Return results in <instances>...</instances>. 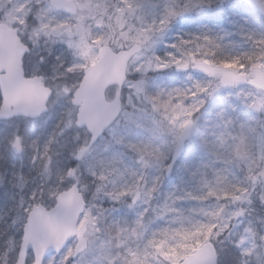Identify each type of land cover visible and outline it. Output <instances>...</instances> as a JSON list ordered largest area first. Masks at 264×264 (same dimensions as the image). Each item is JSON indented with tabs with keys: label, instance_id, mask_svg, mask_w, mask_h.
<instances>
[{
	"label": "clouds",
	"instance_id": "clouds-1",
	"mask_svg": "<svg viewBox=\"0 0 264 264\" xmlns=\"http://www.w3.org/2000/svg\"><path fill=\"white\" fill-rule=\"evenodd\" d=\"M240 7L260 39L230 53L206 17L234 24ZM10 13L21 72L44 96L0 108V264H174L189 233L195 264H264V8L0 2V21ZM113 69L100 122L84 118V89ZM44 214L66 224L59 239L44 223L36 235Z\"/></svg>",
	"mask_w": 264,
	"mask_h": 264
},
{
	"label": "water",
	"instance_id": "water-1",
	"mask_svg": "<svg viewBox=\"0 0 264 264\" xmlns=\"http://www.w3.org/2000/svg\"><path fill=\"white\" fill-rule=\"evenodd\" d=\"M253 5L258 9L264 8L260 0H253ZM118 73L119 69H113L110 74L98 72L92 76L91 83L84 89L81 96L84 118L95 123L100 122V117L96 112L100 93L103 86L110 79L115 78ZM0 91L2 97L0 108L8 106L13 110L17 108L34 110L43 102L44 88L38 79L24 78L21 72L20 50L15 41L13 29L4 23L0 24ZM41 223L46 224L51 233L54 230L60 233L64 231V225L44 214L38 218L35 225L37 236H39ZM192 253L183 259L184 264H195V257Z\"/></svg>",
	"mask_w": 264,
	"mask_h": 264
},
{
	"label": "trees",
	"instance_id": "trees-1",
	"mask_svg": "<svg viewBox=\"0 0 264 264\" xmlns=\"http://www.w3.org/2000/svg\"><path fill=\"white\" fill-rule=\"evenodd\" d=\"M245 11L246 9H244L243 7L236 9V12L238 13V15L236 17V23L233 24L234 25L233 34H231L228 39L218 40V42L225 45L229 51L232 49L230 45H233V46L236 45V48L238 47L241 51L243 49L251 47L253 45L254 40L258 41L260 39L258 36L253 37L251 32L244 30L246 29L247 26L245 25L244 20L241 17L244 15ZM228 17H229L228 12H225L223 14H214L213 16L206 17V22L213 24V25H218V28H221L224 24L229 25ZM188 23L189 22H185V23L182 22L179 26L180 29L183 30L184 28H186Z\"/></svg>",
	"mask_w": 264,
	"mask_h": 264
},
{
	"label": "rangeland",
	"instance_id": "rangeland-1",
	"mask_svg": "<svg viewBox=\"0 0 264 264\" xmlns=\"http://www.w3.org/2000/svg\"><path fill=\"white\" fill-rule=\"evenodd\" d=\"M0 2H3V0H0ZM11 2H14V0H10V6H11ZM262 2L264 3V0H262ZM213 15H210V16H213ZM210 16H208V17H210ZM16 18H17L16 14L10 13L9 18H8L7 22H5V23H7L9 26H11L12 22ZM0 22H4V21H0ZM185 22H189V23L187 24L186 28H184L183 30L187 31L191 27H193V21H185ZM219 29H224V31H219ZM218 31H219L218 40L219 39H222V40L228 39L230 37V35L233 34L234 25L233 24H229V25L224 24L221 28H218ZM230 47L232 48L229 51L230 53H235L237 51H240V49L238 47H237L238 49L236 48V45H234V46L230 45ZM229 63L231 64L232 62H229ZM22 127H23V124H22ZM5 130H7L5 128V126L0 125V132L5 131ZM41 130H42L41 127L38 125L32 131H33V133H35V132H40ZM44 130L46 131L47 129H44ZM25 164H27V161H25ZM195 236H196V233H189L184 237L186 242L179 246L180 249H182V251H176L175 248L172 250L171 254L175 257L174 264H178L181 259H183L189 253L193 252L199 245H201V241L195 239Z\"/></svg>",
	"mask_w": 264,
	"mask_h": 264
},
{
	"label": "snow or ice",
	"instance_id": "snow-or-ice-1",
	"mask_svg": "<svg viewBox=\"0 0 264 264\" xmlns=\"http://www.w3.org/2000/svg\"><path fill=\"white\" fill-rule=\"evenodd\" d=\"M236 61L234 60V61H232V63L234 64ZM225 63V65L227 66L228 65V62H224ZM62 225H64L65 227H64V231L63 232H65L66 233V230H67V226H66V224H62ZM52 235L53 236H55L57 239H59V237H60V235H61V233L60 232H57V231H53V233H52ZM37 242H40L39 240L37 241ZM165 255H167V253H165Z\"/></svg>",
	"mask_w": 264,
	"mask_h": 264
}]
</instances>
